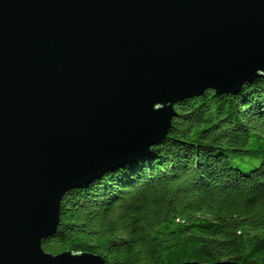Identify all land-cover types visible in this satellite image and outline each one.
Listing matches in <instances>:
<instances>
[{
    "label": "water",
    "instance_id": "water-1",
    "mask_svg": "<svg viewBox=\"0 0 264 264\" xmlns=\"http://www.w3.org/2000/svg\"><path fill=\"white\" fill-rule=\"evenodd\" d=\"M263 74L264 0H0V264H106L42 248L66 191Z\"/></svg>",
    "mask_w": 264,
    "mask_h": 264
},
{
    "label": "trees",
    "instance_id": "trees-1",
    "mask_svg": "<svg viewBox=\"0 0 264 264\" xmlns=\"http://www.w3.org/2000/svg\"><path fill=\"white\" fill-rule=\"evenodd\" d=\"M174 109L146 155L66 191L45 251L106 264H264V74Z\"/></svg>",
    "mask_w": 264,
    "mask_h": 264
}]
</instances>
